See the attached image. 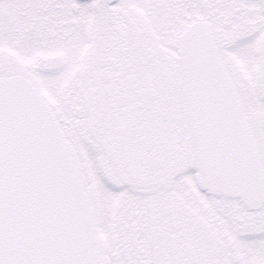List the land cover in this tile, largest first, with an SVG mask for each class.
Listing matches in <instances>:
<instances>
[{
	"label": "snow or ice",
	"instance_id": "1",
	"mask_svg": "<svg viewBox=\"0 0 264 264\" xmlns=\"http://www.w3.org/2000/svg\"><path fill=\"white\" fill-rule=\"evenodd\" d=\"M0 264H264V0H0Z\"/></svg>",
	"mask_w": 264,
	"mask_h": 264
}]
</instances>
